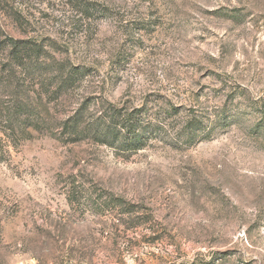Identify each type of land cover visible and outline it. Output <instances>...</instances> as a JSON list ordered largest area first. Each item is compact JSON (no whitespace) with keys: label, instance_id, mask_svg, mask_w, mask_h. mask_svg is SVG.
<instances>
[{"label":"rangeland","instance_id":"1","mask_svg":"<svg viewBox=\"0 0 264 264\" xmlns=\"http://www.w3.org/2000/svg\"><path fill=\"white\" fill-rule=\"evenodd\" d=\"M0 264H264V0H0Z\"/></svg>","mask_w":264,"mask_h":264},{"label":"trees","instance_id":"2","mask_svg":"<svg viewBox=\"0 0 264 264\" xmlns=\"http://www.w3.org/2000/svg\"><path fill=\"white\" fill-rule=\"evenodd\" d=\"M13 41L15 42L13 59H22L25 55L26 57L28 55L36 57L41 53L40 47L33 46L25 41ZM79 73L81 75L82 71L78 67H71V69L65 68L60 79L61 91L66 93L69 89L74 87ZM18 107L19 109L22 108L21 106ZM82 113L83 111H80L70 118L72 123L68 128L71 127V129L75 131V135L80 133L78 129L80 128ZM34 115L35 114L30 113L27 121L30 122L35 129V127H38L37 125L41 124L42 121H46V119L38 118V116ZM126 115L127 116L114 114L108 119L102 118L96 120L94 125H91L92 132L96 134L95 139L109 145H116L118 143L117 147L124 150L134 151L142 149L146 143V134L148 133L149 128L153 126L154 122L152 120H138L129 114ZM196 133V131H193L192 135H195Z\"/></svg>","mask_w":264,"mask_h":264}]
</instances>
